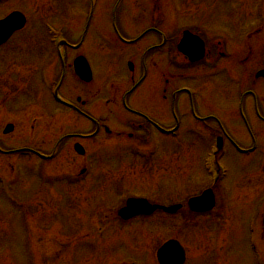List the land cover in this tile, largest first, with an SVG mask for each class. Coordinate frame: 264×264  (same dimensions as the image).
Listing matches in <instances>:
<instances>
[{
	"label": "rangeland",
	"instance_id": "rangeland-1",
	"mask_svg": "<svg viewBox=\"0 0 264 264\" xmlns=\"http://www.w3.org/2000/svg\"><path fill=\"white\" fill-rule=\"evenodd\" d=\"M122 1L126 5L122 10L126 12L122 15L123 22L132 28L126 32L130 37L139 35L151 12H156L155 17L162 14L164 26L196 25L205 31L208 24L205 17L211 15L209 32L227 28L231 33L238 31L246 35L258 21L263 22L257 17L264 13V0ZM110 2L96 0L92 4L94 9L89 4L90 0L0 2V17L15 8L24 10L28 16L26 27L0 48L9 55V61L0 63V70L3 67L4 70L14 69L12 75L16 80L28 81L24 85L25 91L11 98L14 108L19 110L12 111V104L7 106L6 101V108L0 115V137L6 123L11 120L16 124L12 134L1 137L7 145L27 144L59 152L52 160L24 156L18 163H10L7 156L0 153V176H12L11 190L22 202L17 203L18 199L10 194V189L0 185V264H159L156 257L158 248L166 239L174 237L177 230H180V241L192 260L190 264H208L207 255L219 245L226 246L221 250L224 254L222 264H264V125L261 121L259 126L256 124L258 120L252 119L254 126H251L259 137L257 151L242 154L232 144H226L223 159L228 172L217 186L220 203L218 208L204 215L191 213L186 205L187 198L211 187L208 173L203 169V158L209 146L200 139L205 132L199 127L195 128L196 132L188 129L193 125L188 120L189 116L183 121L180 137H164L155 155L148 152L147 146H127L131 141L110 135L101 140H83L86 155L90 156L87 163L74 149L76 139L66 141L65 148L64 143L58 146V139L65 133L89 132L91 129L88 122L76 113L64 112V106L57 103L41 84L43 68L40 63L49 60V56L47 59L40 57L44 49L33 45L37 40L42 41L43 34L49 39L46 21L53 26L50 28L54 29L52 33H64L65 29L69 35L73 34L74 41H79L88 20L87 13L92 10L84 51L93 58L96 73L105 88L108 87L114 80V74L118 76L121 67H125V55L129 53V49L114 47L99 35L102 32L109 34L112 28L107 13L102 15L103 11L112 8L113 3ZM237 12L243 14L242 20L233 18ZM216 13H222V17ZM98 41L100 49L96 46ZM16 46L25 50L22 55L27 51L31 53V58H23L34 59L28 71L35 69L36 75L31 71H17L16 53L10 51ZM59 65L57 72L61 70L62 62ZM201 75L193 82V87H203L201 95L212 100L209 109L222 117L227 109L237 106L231 99H226L225 83L212 81L207 85L205 72ZM73 80L67 77L68 86ZM258 89L264 93V83L259 84ZM230 91H235L234 86ZM262 100L264 113V98ZM254 117L257 119L258 116ZM227 118L228 133L232 137L246 139L245 131L249 127ZM134 149H138L139 157ZM85 165L89 166L90 173L78 183H71L73 175ZM122 189L161 205L184 202L186 207L173 215L159 211L147 218L122 223L116 215L128 197L122 196ZM103 212L104 215H100ZM91 220L94 221L92 226L89 224ZM105 221L109 225L102 229L100 224ZM252 228L262 239L258 255L251 249Z\"/></svg>",
	"mask_w": 264,
	"mask_h": 264
},
{
	"label": "flooded vegetation",
	"instance_id": "flooded-vegetation-1",
	"mask_svg": "<svg viewBox=\"0 0 264 264\" xmlns=\"http://www.w3.org/2000/svg\"><path fill=\"white\" fill-rule=\"evenodd\" d=\"M108 1L110 2V0ZM110 3H113L112 8H108V10L103 11V14L102 12L100 14L107 13L112 28L108 32L109 34L102 32L99 35H105V39L108 36L109 41L106 40V43L114 47L129 49V53L125 55V64L132 63V68L121 67L120 73L118 76L116 73L114 74V80L108 87L105 88L103 80L96 73L93 58L84 51L91 21L81 31L79 41H74L71 37L72 33L69 35L66 32L64 54L61 55L60 60L62 62L61 70L55 75V79L59 78L61 82L60 85H57L55 94L52 92L53 86L50 83L44 84L43 81L45 68L51 62L50 58L53 57V47L44 34L42 41L37 40L38 42L33 45L34 48L39 46L44 49L40 57L44 56L47 59L49 56V60L40 63L43 68L40 73L41 84L51 96L54 95L59 104L64 106V112L76 113L88 122L87 126L91 129L89 132L65 133L62 142L64 148L66 141L71 138L76 139L74 141L76 151V144L80 143L84 146V139L87 140L88 138L95 141L110 135L121 140L125 138L131 141L127 146L134 148L147 146L149 147L147 150L152 151L155 155L157 147L165 136L168 137L174 132V137H180L183 121L185 122V117L189 116V122H193L191 126H199L204 132H219L225 137V140L231 138L229 143L242 153L257 151L259 137L251 126H254L252 119L256 122L258 120L257 125H264V113L261 106L264 93L258 89V85L264 83V22L261 24L258 21L256 27L250 29L246 35H243V32L240 34L238 31L231 33L230 29L227 28L209 32L211 29L209 25L212 24L211 15L205 17L206 23H208L205 31L196 25L187 27H180L177 24L171 27L164 26L162 14L155 17L156 12H151V16L146 19L145 25L142 26L145 27L139 35L132 36V42L125 43L120 36L130 38L126 32L127 29H132L123 22L122 15L126 14L122 11L126 7L125 2L113 0ZM216 15L222 17V13H216ZM241 15L243 14L237 12L236 17L233 18L238 17L242 20ZM257 20H261V16H258ZM185 30H190L192 34L199 35L204 40L203 55L200 57L199 54H195V57L200 58L191 60L189 56L181 52L180 43ZM94 38L97 41L95 35ZM5 45L0 46V48ZM96 46L100 49V41L96 43ZM20 47L16 46L15 49L10 50L12 53H16L14 57L18 59L17 71L29 72L31 70L28 71V68L34 63V59H24L23 57L28 56L31 58V53L27 51L28 53L22 55L21 52H25V50ZM199 47V45L193 44L192 48L198 49ZM138 48L139 50H136ZM95 51L99 53L97 49ZM7 56L9 55L4 50L0 51V63L4 64L9 61ZM81 56H85L89 61L92 72L90 81H85L79 77L75 68L67 70L68 65L74 64ZM14 72V69L4 70V67L0 70V115H3L6 101L7 106L12 104V111L20 109L14 108L15 104L12 103L11 98L25 91L24 85L28 81L16 80L12 75ZM31 72L36 75L35 69H32ZM201 72H205V76L208 78L207 85L212 84V81L225 83L227 88L226 99H231L234 105L237 104L234 108L227 109L224 116L221 114L222 117L219 116V113L209 109L212 100L201 95L204 91L203 87H193V82L202 76ZM51 73L52 70L50 69V79H53ZM260 73L261 75H259ZM68 76L69 78L72 77V80L74 78L70 86L66 81ZM62 86H64V90H62ZM233 86L235 91H230ZM76 90L78 91L76 92ZM56 94L59 95L60 100L57 99ZM202 110L203 113H201ZM254 115L258 116L257 119ZM227 117L238 120V123L243 127H249L245 131L247 133L246 139L235 138L228 133L230 128L227 125ZM13 122L8 121L6 126L10 123L16 126ZM6 126L2 133L4 136L1 135L3 138L12 134V132L6 133ZM188 129L192 131L190 127ZM1 137L0 153L7 156L6 159L10 163H17L21 158L20 155H25V153L44 160L48 157L47 160H52L59 155L58 151L53 156L54 151L52 150H42L40 147L27 144L7 145ZM85 150L87 152L86 148ZM86 152L82 155L84 161L90 157L86 155ZM134 152L137 155L139 153L138 149H134ZM152 157L154 158L153 155ZM106 217L108 218L107 215ZM117 217L119 218V216ZM143 217L145 215H139L129 221ZM178 225H180V221H178ZM179 231L177 230V234L172 238L180 241ZM181 244L183 243L181 242ZM184 248L186 252L184 264H190L192 260L189 259L186 246ZM225 248V245L212 248L209 256L207 255L208 264H222L224 254L221 250Z\"/></svg>",
	"mask_w": 264,
	"mask_h": 264
},
{
	"label": "water",
	"instance_id": "water-1",
	"mask_svg": "<svg viewBox=\"0 0 264 264\" xmlns=\"http://www.w3.org/2000/svg\"><path fill=\"white\" fill-rule=\"evenodd\" d=\"M25 23V16L21 12L17 11L0 20V44L5 42L16 30L22 28ZM186 33L187 35H193L189 32ZM200 46H202V44ZM202 49L203 48L200 47L199 51H202ZM77 68V71L82 76V78L86 80L91 79V72L86 62L82 63V65L78 66ZM189 204L192 209L197 211L213 208L215 204L214 195L212 194L211 190H207L202 195L191 198ZM179 207V205L173 206L171 208H166L159 205L152 206L144 199H132L129 201L128 207L121 210V213H126L127 215L133 216L139 212H152L156 208L175 211ZM158 256L162 264H180L184 260V250L177 240H170L159 250Z\"/></svg>",
	"mask_w": 264,
	"mask_h": 264
}]
</instances>
